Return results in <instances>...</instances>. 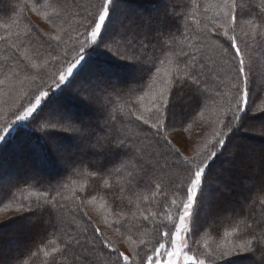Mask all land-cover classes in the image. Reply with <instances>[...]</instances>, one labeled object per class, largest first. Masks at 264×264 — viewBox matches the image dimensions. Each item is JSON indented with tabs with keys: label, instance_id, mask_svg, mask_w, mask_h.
Listing matches in <instances>:
<instances>
[{
	"label": "trees",
	"instance_id": "16d2710c",
	"mask_svg": "<svg viewBox=\"0 0 264 264\" xmlns=\"http://www.w3.org/2000/svg\"><path fill=\"white\" fill-rule=\"evenodd\" d=\"M31 2L33 0H0V25H10L7 30L0 27V37H4L0 39V68L5 71L3 75L11 76L12 74L7 72L14 70V65L19 63L20 58L21 61L24 60L23 56H27L28 53L30 55L32 53L34 59H42L44 67L35 71H38V76L48 75L43 76V79L37 76L36 81L40 78L41 81L34 91L36 95L40 90H49V85H53V79H57L56 69L59 70L65 60H71L74 55L73 50L79 47L77 43L79 37L75 38V33L79 36V31H83L80 25L84 23V17L89 11H94L91 6L97 4L99 0H41L43 6L40 7V12H44L48 17L45 23L55 30L50 34L60 36L59 42L50 41L51 47H48L46 43L51 35L23 14ZM220 2L221 0H117L118 7L109 25L110 36L115 39L111 47L113 51L117 47L123 51L125 45L138 49L144 61L141 65L144 70L136 73L131 66L121 67L118 73L109 76L99 71V65L109 62L105 58H100L84 70L82 73L84 80L73 84L63 95H60V89L53 85L49 90V96L42 100L41 105L29 118L32 120L35 117V120L14 140L7 145L0 146V182L8 181L4 190L10 191L15 197L4 200L0 207L17 206L24 201L32 204L34 210L26 211L22 217L25 219L38 218L35 224L30 225L31 231L27 239L24 238L26 244H23L20 252L14 258L5 253L0 254V264H37L41 258H44L47 264H51L53 256L56 257V264H109V256H114L115 253H111L105 241L110 242L111 240L101 229L103 227L93 221L85 206H81L80 201L85 197H87L85 202H100L106 205L105 208L111 212L122 211L124 213L119 220L110 223V226L113 225L125 241L129 237L144 239L148 241L147 248L152 247L157 237L156 225H159L163 219L152 217L146 221L144 215L159 213L160 217L164 216V209L167 208L165 197L155 194L154 188H147L143 183L139 185L135 182L129 183L126 171L121 174L107 172L93 174L94 170L110 167L113 160V157H103L98 145L118 143L123 140L128 146L123 149L124 153L129 155L140 153L145 160L152 157L159 158V149L150 135L154 129H151L149 125H144L142 121H137L134 115H129V111H136V107L133 108L132 104H136L140 95L148 92L151 96L159 91L164 71L169 70L170 67L167 63L169 59L173 61L171 66L173 69L177 61L181 62L180 67L183 68V61L188 60L191 63L190 57L193 53L197 62H203L201 75L203 95L193 98L189 88L174 92V109L178 110L174 117L175 120L168 125L165 134L170 140L168 130L173 126L175 130L180 129V131H185L190 127L194 130L198 126L197 121L202 117L201 112L203 116L205 111L216 112L215 121L224 118L226 112L224 102L233 91L230 87L232 79L229 66L221 58L220 45L215 40L203 38L209 27H215L213 18L217 16V5ZM193 4L199 7L194 8ZM244 5L253 12H259L264 7V0H251ZM21 8L24 9L23 13ZM129 8L136 12L129 13ZM118 12L126 14L119 25L115 21V15ZM166 12L170 13L167 17ZM153 13L154 17L151 15ZM247 15L243 19L246 22ZM251 19L254 21L252 27L259 24L255 15ZM14 20L18 23L13 24ZM53 20L57 25L56 28H53ZM161 21L164 22L165 30L171 29L175 36V52L179 53L183 49L184 52L189 53V56H177L173 53H168L167 57L161 56L156 38V29ZM60 24L61 27H59ZM260 30L262 29H258ZM217 31L222 32L223 30L217 29ZM243 38L249 41L248 38ZM221 39L225 38L221 36ZM257 40H264V37L256 38ZM144 45L147 47L145 48ZM241 49L246 65L250 66L248 60L252 61L257 57L262 62L264 61V46L258 45L257 42L251 51H246L243 47ZM153 57H160L164 63L156 65L161 69L159 74L153 69L152 74L149 75L147 69ZM117 63L123 65L125 62ZM258 70L263 77L257 81V85L253 83L254 80L251 77L257 95L261 91L264 92V71ZM73 71L75 73L76 69ZM175 75V71H172V76L175 77ZM66 84L67 81H65ZM81 88L88 89V91H81ZM113 88L116 91L123 90V92L121 95H115ZM218 88L227 95L224 97L218 95ZM176 98L183 101V108ZM197 103H199V110L196 108ZM46 104L45 112L52 115L42 119L41 116L44 113H41V109L45 108ZM92 106H96V109ZM61 114H70L74 118L72 127L89 130V138L85 141L88 152L80 158L70 153L66 159H63L59 151L53 154L55 152L53 151L55 144L53 140H62L64 145L70 148L80 141V138H76V143H74L70 138L53 132L56 128L68 126L66 123L62 124L60 118L57 117ZM262 116L264 114H259L253 119H259ZM253 119L245 121L244 128L232 136L225 154L210 163L206 171L204 204L200 213V216L205 212L208 218H220L223 214L222 210L226 208L227 222H230L232 227L237 228L239 232L246 231V224H252L257 230L264 228V203L261 202L264 201V191H261L264 189V151L255 157L256 167L250 165L246 161V155L242 153L250 141L263 143L259 137L244 132L248 122ZM185 121L187 123H184ZM219 128L218 123L217 130ZM15 135L13 133V136ZM211 138L214 139L213 136ZM172 146L177 150L175 155L186 156L175 143L172 142ZM207 146L208 144L202 152ZM47 150L52 152L51 156ZM19 154L22 155L21 159L18 157ZM94 156H97V162L93 159ZM54 159L64 162L65 169L58 167ZM218 168L219 172H217ZM254 171L258 172L257 177H254ZM248 176L250 180L244 183ZM105 179L108 180L107 185L103 183ZM146 180L153 186L158 184L163 192L168 194V199H171L172 188L166 168H156L155 175H149ZM44 192L55 197V207L46 203L48 197L41 194ZM27 194H29L28 198ZM230 194H235L237 197L231 200ZM168 211L172 212L171 215H175L174 209H168ZM43 218L48 221L47 224L42 223ZM203 222L197 221L194 235L186 241L190 243L188 246L192 254L199 255L200 245L196 251L197 246L194 247L191 241L197 242L199 234L204 231L206 225ZM213 226L218 231L219 226L225 225L219 221L213 223ZM164 230L161 227L160 231ZM17 238L20 239L18 233L15 239ZM77 239L80 241L79 244L75 243ZM69 240L73 241V247L65 249L64 243ZM9 244V242L0 241V248L10 247ZM53 247H59L64 254L52 253ZM119 250L124 252L122 249ZM145 251L147 249H144V246L137 248L140 255H144ZM32 252H36L37 255L32 256ZM46 252L48 255H45ZM128 253L130 258L134 255L130 250ZM260 255H264V248H258L256 251V256ZM248 257L243 262H240L241 258L235 257L224 264H238V262L239 264L244 262L253 264V255L250 254Z\"/></svg>",
	"mask_w": 264,
	"mask_h": 264
},
{
	"label": "snow or ice",
	"instance_id": "6c2138e0",
	"mask_svg": "<svg viewBox=\"0 0 264 264\" xmlns=\"http://www.w3.org/2000/svg\"><path fill=\"white\" fill-rule=\"evenodd\" d=\"M41 0H33L28 5V10L40 14ZM187 7V5H183ZM94 11H89L84 17V23L80 25L83 31H79V38L77 43L79 47L75 48L74 55L71 60H65L64 64L58 70V79H53V85L60 89V95H63L68 88L73 84L84 80L82 73L93 62L100 58H105L109 61L99 65V71L109 76L118 73L121 67H132V70H144L141 65L144 63L141 52L130 46H123V51L119 47L113 51L111 45L115 43L114 37L110 36L109 25L111 17L118 7L117 0H99L97 4L91 6ZM176 7V6H173ZM194 8L199 5L193 4ZM217 16L213 18L215 27H209L204 35V39L215 40L221 48V58L228 64L230 78L232 79L231 89L232 94L225 100L226 112L224 118L218 120L220 128L213 133V140L208 141V146L205 150L197 152L195 157L177 156L176 149L172 146L171 140L165 134L168 125L174 120V104L176 90L182 91L184 88L191 89L193 98L203 95L201 84L202 64L197 62L195 54H191V63L184 60V67H180V61H177L174 69L171 67L173 61H167L169 70L164 71L161 79V87L157 93L151 95L150 104L144 108L143 111H129V115H134L137 121H142L144 125H149L154 129L150 133L159 152L158 157H152L145 160L140 153L129 155L123 152L125 147H128L123 140L118 143L110 142L105 145H98L100 151L108 157H113L110 167L94 170L93 174H101L107 172L109 174H121L127 172L129 183L135 182L137 185L143 183L147 188H154V193L165 197L167 208L164 211V216L167 220H161L159 225H156L157 237L155 243L150 249L147 248L148 241L144 239H134L129 237L125 242L129 245V250L133 252L130 258L125 252L120 251L113 244L105 241L106 246L111 249L114 256H109V264H220L226 257L232 256L234 253H251L253 257L256 256L258 248H264V228L259 230L254 229L252 224H246V231L239 232L237 228H233L230 232H225V236H234L231 244H222L217 249L205 251L200 255L192 254L186 241L190 239L195 233V225L199 220L201 208L204 204V184L206 181V171L209 169L211 162L222 157L227 151V144L231 143L232 136L239 133L244 128L245 121L251 120L259 114H264V98L257 95V90L254 88L251 80V68L246 65L245 56L241 49V43L245 47L249 46V41L243 37L251 36L252 39L256 37H264V7L259 12L248 11L247 23L252 28L251 33L246 31L241 25V20L245 19L244 6L237 3V0H221L217 5ZM24 9L21 8L23 13ZM174 14V13H172ZM170 13H165L167 17ZM259 20V24L252 27L254 21L251 17ZM13 24L18 21H12ZM53 28L57 25L52 21ZM0 27L6 30L10 25L3 24ZM222 29V32L217 31ZM237 29H240L241 37L238 38ZM258 29H262L258 31ZM221 36L225 39H221ZM156 38L159 45L161 56L167 57L168 53H173L177 56H189V53L184 52L183 49L179 53L175 52V36L171 29L165 30L164 22H159V27L156 29ZM4 39V37H0ZM50 41H60L59 35H51L49 41L46 42L48 47H51ZM264 43V40L261 41ZM146 48L147 45H144ZM123 61V65L117 63ZM157 63L163 64L164 60L160 57H153L152 63L147 69L149 75L155 69L159 74L160 68H157ZM32 69H42L43 65L29 61ZM79 65V68H77ZM28 65L25 66L27 69ZM74 69L76 72L74 73ZM172 71H175V77L172 76ZM19 75V73H15ZM71 77V79H69ZM43 79V76L41 77ZM65 81L67 84L65 85ZM87 83V81H84ZM53 85H49V90ZM64 85V87H61ZM91 85L89 84V88ZM107 87V85H105ZM49 90H40L35 95V102L29 101L28 106H21L13 115L14 119L6 120L2 127H0V146L7 145L14 140L17 135H20L28 125L35 120V117L30 120L34 111L41 105L42 100L49 96ZM81 91L87 92L88 89L81 88ZM115 95H121L123 90L116 91L112 89ZM217 94L221 97L227 95L222 89H217ZM149 93L145 92L138 97V102L142 104L145 96ZM259 101V103H257ZM50 103V101H49ZM135 108L136 104L133 103ZM45 108L41 109L44 113L41 118L51 116V113H46ZM199 110V103L196 105ZM145 112L149 113L145 116ZM203 116V112L200 113ZM264 119V117H261ZM74 118L70 114H65L60 117V122L66 123V131L76 133L77 136L83 137L89 134L87 128L72 127L71 124ZM184 123H187L185 121ZM13 133L16 135L13 136ZM261 135H264V128H262ZM155 159V163H153ZM162 161V165H161ZM163 167L168 170L170 187L172 188L171 199H168V194L163 192L160 186L151 185L146 180L149 175H155V169ZM105 185L108 180H103ZM264 191V189H261ZM48 197L46 203L55 207V197L49 193H41ZM9 197L15 198L10 191H5L3 185H0V204ZM87 197L80 201L83 206ZM264 203V201H261ZM167 209H174L175 215H171ZM32 204L21 201L16 206L17 212L33 211ZM117 216H123L122 211L115 212ZM152 217L160 219L159 213H152L151 215H144V220H150ZM171 226V227H170ZM161 227L165 229L160 231ZM99 232V229H97ZM76 244L80 241L77 239ZM144 246V255L137 252V248ZM73 247V241L69 240L64 243L65 249ZM143 250V249H142ZM52 253H60L59 247H53ZM32 256L37 255L36 252L31 253ZM45 255H48L46 252ZM51 264H56V257L53 256ZM253 264H256L255 259ZM259 264H264V255L259 258Z\"/></svg>",
	"mask_w": 264,
	"mask_h": 264
},
{
	"label": "rangeland",
	"instance_id": "374dc122",
	"mask_svg": "<svg viewBox=\"0 0 264 264\" xmlns=\"http://www.w3.org/2000/svg\"><path fill=\"white\" fill-rule=\"evenodd\" d=\"M251 2V0H237V3L244 6L245 8V3L246 2ZM163 6V4H161ZM119 8H121V6L119 5ZM162 9H164V7H162ZM245 8V16L248 14L249 9ZM27 12V13H26ZM132 12H136L134 11V9H130L129 8V13ZM27 19H29L30 21H33L38 27H40L43 31L47 32V34L52 35L50 33H53L55 30L51 29L50 26L48 24L45 23V20H47L48 17H46L44 12H40V14H37L35 12H31L28 10V7L26 8L25 13H23ZM140 14V13H139ZM141 15V14H140ZM152 17L155 16V14H151ZM22 16V15H21ZM143 16V15H141ZM126 17V14L124 13H119L115 15V21L118 23L122 22V20H124V18ZM21 18V17H20ZM19 18V19H20ZM241 25L243 26V28L248 31L249 33H251L252 28L249 27L248 23L244 20H241ZM59 27H61V24L59 25ZM112 30V29H111ZM61 31V30H60ZM238 32V36L241 37V32L239 29H237ZM79 37L77 35V33H75V38ZM238 37V38H239ZM66 38V37H65ZM249 39V46L248 49L247 47H245V45H243V43H241V48H245L246 51H251V48L255 47V44L257 42L258 45H263V43L261 42L262 40H257L256 39H252L251 36L246 37ZM256 38H261V37H256ZM66 43V42H65ZM22 54V53H21ZM34 55H31L28 53L27 56H23V59L21 61H18L19 63L17 65H14V70L12 71H8L7 73H11V76H6L5 74L3 75V73L5 71H2V69L0 68V127L3 126V124L5 123L6 120H11L14 119V113L21 108V106L27 107L29 101L31 102H35V90L38 88V86L40 85V81L41 78L38 79L36 81V78L38 76V71H35L37 69H32L29 65V61L33 62V63H37V64H41L44 65V62H42V59H34L33 58ZM256 60H259L258 62H256ZM248 60V63L250 64V68H251V77L254 80L253 83L255 85L258 84L257 81H260L261 78L263 77L262 73L259 72L258 69H262V71H264V65L263 62L260 60L259 57L255 58L254 60L252 59ZM28 65L27 69L25 68V66ZM44 67V66H43ZM77 67H79V65H77ZM75 70V69H74ZM258 70V71H256ZM140 70H135V72H139ZM19 73V75H16L15 73ZM264 73V72H263ZM48 74L45 75H40L38 77H42V76H47ZM56 77L58 79V69H56ZM45 80V77H44ZM43 80V81H44ZM39 84V85H37ZM36 85V87H35ZM258 96L264 98V92H259ZM81 99L83 97H80ZM85 99V98H84ZM83 99V100H84ZM86 100V99H85ZM179 100V101H177ZM151 101V96H145L144 101L142 102V104L140 102H138V100H136V104L138 106H136V111H143L145 107H147L150 104ZM176 101L179 102V104L182 106L183 108V101H180V99L176 98ZM259 103V101H257ZM94 109H96V106H92ZM178 109H174V114L176 116ZM145 116H148L149 113L145 112L144 113ZM217 113L212 111V112H208L205 111L204 112V116H202L200 118V120H198V126L192 130V128L190 127L189 129H186L185 131H180V129L175 130L173 126L172 129L168 130V136L170 138V140L175 143V145L181 150V152H183L186 156L188 157H195L197 155V152H201L203 148L208 144V141L212 140V136L214 131L217 130V126H218V120L215 121V119L217 118ZM55 116V115H54ZM63 116L62 114L60 116L57 117H61ZM56 117V118H57ZM264 117V116H262ZM179 118V116H178ZM175 120V119H174ZM66 125V124H65ZM64 126L63 128H56L54 129L53 132L57 133L58 135H62L65 137L70 138L74 143H76L75 139L76 138H80L78 141V143H76L72 148L67 147L64 145V141L56 139L53 140L54 141V150L55 152H53V154L57 153L58 151L61 152L59 154L62 155L63 159H66V157L68 156V154L73 155L76 158H80L81 155H85L88 152V148L87 145L85 143V141L89 138V135H85L83 137L77 136L76 133L73 132H69L65 130ZM248 128V130H246ZM262 128H264V119L259 118V119H253L252 121H249L246 129L244 132L253 135V136H257L259 137L262 142L256 143L255 141H250L247 143V146L245 149H243L242 153H244L246 155V161L248 163H250V165L255 166L256 167V159L255 157H257V154L260 153L261 151H264V135H261L260 132L262 130ZM49 137V135H47ZM82 139V140H81ZM50 149V147H49ZM52 149V148H51ZM49 151V150H47ZM57 151V152H56ZM51 153L49 151V154L51 156ZM103 157H106L103 153H102ZM18 157L21 159L22 155H18ZM97 156H94L93 159L95 160V162H97L96 159ZM110 158V157H109ZM99 159V158H98ZM55 163H57V166L62 168V170L65 169V163L61 162L60 160L57 161L54 159ZM256 164V165H255ZM225 166V165H224ZM254 170V169H253ZM217 172H219V168L217 169ZM253 173V172H252ZM254 177H257L258 172L254 171ZM4 180V178H3ZM250 178L248 176V178L246 180H244V183L249 181ZM8 181H2L0 182V185H3V187L5 188V184ZM7 185V184H6ZM236 186V185H234ZM233 189H235L233 187ZM29 197V194H27V198ZM237 197V195L233 194V195H229V198L235 199ZM85 206V208L87 209V212L90 214V216L92 217L93 221L98 225H100L101 228L105 235L108 236V238L111 240L110 242H112L114 244V246H116L119 249L124 250L125 253H127V255H130L128 253L129 250V246L127 245V243H125V238L123 236L120 235V233L118 232V230L116 228H113V225L110 226V223L116 222L117 220H119L120 216H117L115 214V212H111L110 210H108L107 208H105L106 205H104L103 203L100 202H96V203H92L91 201H86L83 204ZM163 206V204H162ZM168 210V209H167ZM165 211V209H164ZM172 213V212H170ZM222 216L217 217V218H208L206 217V213L203 212V214H201V216L199 217V220L203 223H205L206 227L204 226V231L202 233L199 234L198 238L196 239L197 242H193V240L191 241L192 244H194V247H196V251L198 245H200V248L198 250L199 255L205 251H211L213 249H217L220 245L222 244H231V242L234 239V236L229 235V236H225L224 233L225 232H230L232 230V224L230 222H227V209L224 208L222 210ZM26 214V211L23 212H17L16 211V206H11L9 205L8 207H0V241L5 242V243H10L9 246L7 248L1 249L0 248V254L5 253L7 255H9V257H15L19 252L20 249L22 248L23 244H26L25 239H27L29 232L31 231V227L30 225L35 224L36 221H38V218L35 219H25L22 216ZM174 216V215H173ZM160 219L163 220H167V217L165 216H161ZM208 220V221H207ZM219 221H221L225 226H219V230L217 231L216 228L213 226V223H218ZM227 222V223H226ZM42 223L47 224L48 221L43 218L42 219ZM104 224L103 226L101 224ZM208 226V227H207ZM16 233L19 234L20 239L17 238V240L15 239L16 237ZM25 238V239H24ZM16 240V241H15ZM187 243V242H186ZM187 244L190 243L188 242ZM258 250V249H257ZM251 253H234L232 256L230 257H226L224 261H221L220 263L223 262L226 263V261L233 259L235 257L241 258L242 261L240 260V262H243V260L245 261L246 258H249L248 255H250ZM260 256H256L255 262L256 264H259V258ZM238 262V264L240 263ZM46 262V260L44 258H41L40 261H38L37 264H44ZM6 264V263H5ZM235 264V263H234ZM237 264V263H236ZM243 264H247V262H244Z\"/></svg>",
	"mask_w": 264,
	"mask_h": 264
}]
</instances>
